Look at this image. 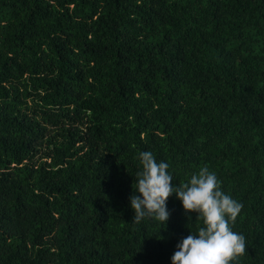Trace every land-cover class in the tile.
Wrapping results in <instances>:
<instances>
[{
  "label": "trees",
  "instance_id": "obj_1",
  "mask_svg": "<svg viewBox=\"0 0 264 264\" xmlns=\"http://www.w3.org/2000/svg\"><path fill=\"white\" fill-rule=\"evenodd\" d=\"M142 150L214 171L264 264V0H0V264H170L202 222L132 221Z\"/></svg>",
  "mask_w": 264,
  "mask_h": 264
},
{
  "label": "clouds",
  "instance_id": "obj_2",
  "mask_svg": "<svg viewBox=\"0 0 264 264\" xmlns=\"http://www.w3.org/2000/svg\"><path fill=\"white\" fill-rule=\"evenodd\" d=\"M137 161L135 190L128 197L133 222L148 219L166 226L171 213L167 198L173 194L185 213L195 212L202 222L176 243L170 264H231L245 252V236L232 227L242 204L222 190L214 171L201 166L176 184L168 162L157 160L151 150L140 151Z\"/></svg>",
  "mask_w": 264,
  "mask_h": 264
}]
</instances>
